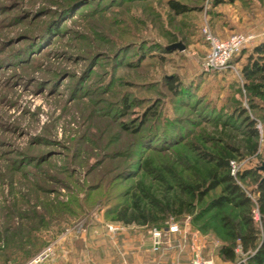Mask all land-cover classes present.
Returning <instances> with one entry per match:
<instances>
[{
  "label": "rangeland",
  "instance_id": "rangeland-1",
  "mask_svg": "<svg viewBox=\"0 0 264 264\" xmlns=\"http://www.w3.org/2000/svg\"><path fill=\"white\" fill-rule=\"evenodd\" d=\"M177 1L188 10L167 0H0V264L45 249L37 264H191L196 245L203 259L231 264L218 254L234 245L223 218L240 229L243 208L209 210L220 187L200 199L183 185L202 186L206 155L230 145V173L255 197L264 100L244 90L239 62L205 69L203 29L252 34L248 50L264 39V0ZM246 116L258 131L250 141ZM134 203L159 220L117 219ZM172 222L179 231L168 234ZM253 223L262 234L264 219Z\"/></svg>",
  "mask_w": 264,
  "mask_h": 264
},
{
  "label": "trees",
  "instance_id": "trees-1",
  "mask_svg": "<svg viewBox=\"0 0 264 264\" xmlns=\"http://www.w3.org/2000/svg\"><path fill=\"white\" fill-rule=\"evenodd\" d=\"M221 2H225V0H215L216 4ZM167 5L176 14H181L188 10V7L185 4L178 2L177 0H167ZM234 33L245 32H231L230 34ZM238 62L240 63L238 73L241 79V84L248 96L251 99L264 100V39L254 44L248 50L241 48L229 60V64L236 68ZM165 79L167 86L174 94L178 97L183 96L184 92L182 85L177 77H165ZM253 103L254 102L251 101V104ZM245 119H248L247 133L249 136L248 141H250L252 137H257L258 135V131L255 126L256 120L249 119L248 116H246ZM143 120L140 122L141 125ZM131 129H134V127ZM165 129L168 130V128ZM150 132L153 133L154 130H151ZM151 133L150 136L152 135ZM168 133L164 134H167L169 138L174 137L169 131ZM255 148L256 145L254 143H250V147L248 149L253 151ZM235 151V148L227 145L225 148H220L217 153H214L211 156L206 155V158H209V161L213 164V169L210 171L207 181L202 184V186L185 184L183 187L190 194L198 193L200 199L203 198L209 191L220 187V193L210 198L208 202L207 207H209V210L222 209L227 205L243 208L244 214L242 215V228L236 229L235 224L227 218H223V225L231 229L230 234L233 237L234 245H220L218 248L219 257L223 261L230 262L231 264H263L264 232L259 234L255 229L251 215L253 202L251 198L240 188L230 173V161L235 158ZM247 174L248 171L245 170L239 172V176L242 178ZM257 177L253 192L256 196V203L260 216L264 219V181L259 182L262 175ZM133 205V211L128 212L129 208L127 207L119 210L117 219L127 223L136 222L140 224L155 223L159 220V218L154 216L156 212L152 210L144 212L138 207V204L134 203ZM159 211L164 212L165 210L161 209ZM237 245L240 246L243 255H240L235 251Z\"/></svg>",
  "mask_w": 264,
  "mask_h": 264
},
{
  "label": "built area",
  "instance_id": "built-area-1",
  "mask_svg": "<svg viewBox=\"0 0 264 264\" xmlns=\"http://www.w3.org/2000/svg\"><path fill=\"white\" fill-rule=\"evenodd\" d=\"M206 40L208 42V52L205 56L204 67L205 69H222L226 67H232L229 64L231 57L237 53L241 48L248 46L253 41V35L249 33H234L229 34L223 38L212 35L206 28L203 29ZM233 162L230 161V164ZM233 172L234 169H231ZM253 202V208L251 210L252 218L260 223L261 216L256 203V196H250ZM179 231L178 224L176 222L169 223L166 228V233L174 234ZM153 246L158 248L159 240L162 237L163 231L154 228L152 230ZM237 253L241 252L240 246L235 248ZM47 257V250H43L38 253L33 259L26 264H37ZM155 264H172L170 262H158ZM191 264H217L212 259H203L199 253V247L196 245L192 249ZM264 264V261H263Z\"/></svg>",
  "mask_w": 264,
  "mask_h": 264
},
{
  "label": "water",
  "instance_id": "water-1",
  "mask_svg": "<svg viewBox=\"0 0 264 264\" xmlns=\"http://www.w3.org/2000/svg\"><path fill=\"white\" fill-rule=\"evenodd\" d=\"M258 168H259V170H261L264 173V162H262ZM262 181H264V176L260 179L259 182H262Z\"/></svg>",
  "mask_w": 264,
  "mask_h": 264
},
{
  "label": "crops",
  "instance_id": "crops-1",
  "mask_svg": "<svg viewBox=\"0 0 264 264\" xmlns=\"http://www.w3.org/2000/svg\"><path fill=\"white\" fill-rule=\"evenodd\" d=\"M170 263H172V264H173V262H170Z\"/></svg>",
  "mask_w": 264,
  "mask_h": 264
}]
</instances>
